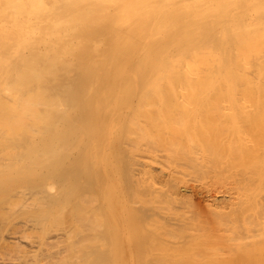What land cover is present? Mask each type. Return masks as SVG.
<instances>
[{"label":"bare ground","instance_id":"1","mask_svg":"<svg viewBox=\"0 0 264 264\" xmlns=\"http://www.w3.org/2000/svg\"><path fill=\"white\" fill-rule=\"evenodd\" d=\"M253 90L264 103V0H0V264H252L258 246L242 239L254 222L243 229L199 205L194 224V215L175 216L172 206L164 217L151 204L141 192V139L159 120L148 106L236 108L251 105ZM191 190L197 207L202 189ZM158 215L169 234L182 231L175 244L226 246L197 257L189 248V262L162 251L160 262Z\"/></svg>","mask_w":264,"mask_h":264},{"label":"rangeland","instance_id":"2","mask_svg":"<svg viewBox=\"0 0 264 264\" xmlns=\"http://www.w3.org/2000/svg\"><path fill=\"white\" fill-rule=\"evenodd\" d=\"M253 92L255 93L256 97L251 102V105H240V106L237 105L236 108L233 105H231V106H228L229 109L227 108V106H223V105L220 107V105H218L217 103L215 104V105H217L216 108H215L214 103L210 105L209 103H206V102L203 103V102H198V101H193V100H191V102H189L190 104H188L189 100H187V102H185L186 104H184V102L176 103V104H174L175 106L174 105L171 106L172 104H170V105L167 104V106L169 105L170 107L169 106L168 107L167 106L163 107V109H165V110H163V109H159L158 110V107H156V105H155V107L157 108V110L153 106H152V108H154V109H152V108H150V106H148L149 108H147V109L151 110L150 112L152 113V115L153 116L157 115V117H155L156 120H158V119L160 120L161 119L162 122L160 121V123H158L159 120L156 121V120H154L155 119L154 118L153 119L154 120L153 123L156 121L155 122L156 124L155 123L153 124V125L156 126L155 128L153 127V125L152 126H148V125H151V124H148V122H147L148 125L146 124L149 127V129L151 128L150 129L151 132L156 130V129L161 130L160 134H159V130H158V131L152 132L153 133V135H152L148 128H147V131H149V132L146 131V128H145V131L143 132V137L144 138L142 137L143 139H141V140L144 142L143 143L144 147L141 146V148L143 147V149H141V163H142V165H141V171H142L141 175L143 174L144 176H141V192L149 193L148 194L149 196L147 195L146 197L153 198L152 201H151V204L153 202L157 201L156 204L153 203V205L159 207V209L162 210L160 212L161 213L163 212L162 214H165V213H167L169 211L168 214H170V212H171V214L177 213V215L175 214V216H178V217H181L183 215L187 216V217H191V216L193 217V215H194V217L196 218L195 219L196 221L191 219V220H189L190 223L196 224L197 223V219L198 218H202L201 215H203V214L200 212V210H202V208L199 209L201 205H203L204 209H206V210L208 209L210 212H212L211 209H213V207H214L215 210H216L215 211L216 213L218 211V213H221L222 215H226L225 218L222 217L221 219H225V220L227 218H230L232 220H234L235 218L237 220L239 219L238 221H239V223H240V221L242 222L240 225L242 226L243 229H246V227H248L249 229L252 230V228L250 227V221L254 222L255 225H254L253 229H255V231L253 230L254 231V233H253V231L249 232L248 230H246L247 233L245 235H248L250 233L249 235L251 237L250 236L247 237V236L244 235L245 237L243 236L242 240H243V242L245 241L247 243V245L245 246L244 245L245 242H244L242 244V246L243 247L245 246L246 248L247 247L250 248V246H251L250 249H252L253 252L257 249V246H258L259 250H256L255 251L256 253L254 252V255L256 254L257 256H251V255L248 256V257H250L249 261L252 262V264H257L258 261L254 262V263H253V261H256V259L257 260L259 259L260 260L259 262H261V258L260 257H262V256H260L259 254L261 253V255H262V253H263V255H264V242H263L264 241V105H263L264 103L261 101V99L259 97V94H258V91L257 90H253ZM196 103H197V105H196ZM191 104H193V105H191ZM238 104H240V103H238ZM176 105L177 106L179 105L178 106L179 109L177 108ZM204 105L206 107H204ZM192 106H194V107H192ZM210 106H212V107H210ZM166 108H167V110H169L170 115L168 114V112H165V111H167ZM169 108H171V109H169ZM190 108H191V110H190ZM193 108H194V110H193ZM205 108L207 110L210 109V108L211 109L215 108L214 110L217 109V112H215L217 114V116H216V114H212V113H210L211 115L208 114L207 112H205V110H206ZM222 108H225V109H222ZM196 109H198V110H196ZM202 109H204V110H202ZM231 109L232 110L235 109L237 111L236 112L230 111ZM244 109H245V111H244ZM173 110H174V112L172 114ZM223 110H225V111H223ZM160 111H161V113H160ZM189 111L190 112L192 111V113L190 114ZM194 111H195V114H194ZM243 111H244V113L242 114ZM196 112H198V113H196ZM203 112H205V113H203ZM229 112L232 114L231 116H230ZM175 114H176V117H175ZM251 114L254 115V116H252ZM182 115H184V117H182ZM246 115H247V117H246ZM214 117H215V119H214ZM249 117L251 119H252V117H254L253 118L254 120L252 121ZM175 121L180 122L179 125ZM204 122H206V123H204ZM162 125H163V127H162ZM175 125H176V127H175ZM181 128H183V129L181 130ZM204 128H206V130ZM173 129H174V131H173ZM202 129H203V131H202ZM219 129H220V131H219ZM170 130L173 131V132H171ZM162 131H167V132H162ZM176 131H177V133H176ZM194 131H196V132H194ZM186 132H187L188 135H190V134L191 135L188 136L186 134ZM214 132H216V133H214ZM149 133H150V136H151L150 137L151 140L149 139ZM155 133L156 134L158 133L159 135L158 134L155 135ZM171 133H172V135H171ZM196 133H198V134H196ZM144 134H145V136H144ZM166 134H168V135H166ZM205 134H207V135H205ZM183 135H185V136H183ZM225 136H227V137H225ZM206 137H207V139H206ZM233 138H234V140H233ZM151 141L152 142L156 141L155 142L156 145L153 143L154 147H153V144H151L152 143ZM220 142H222L223 144L220 143ZM145 144H146L147 147L145 146ZM171 144H173V145H171ZM156 146L159 147V148H158V150L155 151V149H157ZM174 146L176 148H174ZM177 147H178V149H177ZM147 148L152 149V150L148 149V151H149L148 152ZM165 148L167 150H165ZM153 149H154V151H153ZM162 149L167 151L165 154H167V155L169 154V155L165 156V154H161V151H163ZM168 152H170V153H168ZM156 155H159V157L156 156ZM170 155H172L171 158L169 157ZM166 157H167V160H166ZM181 157L182 158L184 157V158L182 159ZM191 157H193L194 160H192L193 158L191 159ZM178 158H180V159H178ZM195 158H197V159H195ZM188 160H191L192 163L190 161H188ZM186 161H188V163ZM195 162L198 163V164H195V166H194L193 164ZM202 167H203V169H202ZM213 167H215V168H213ZM168 172H169V176H167ZM189 175H191V176H189ZM238 176H239V178H238ZM180 177L183 178V179H181ZM241 177H243V179ZM170 178H171V180H170ZM148 181H149V183H147ZM158 184H160L161 187ZM182 184H183V186H182ZM177 185H178V187H177ZM185 185H187V186H185ZM232 186H233V188L230 189V187H232ZM234 187H236V189ZM192 188H198L200 190L202 189V192H203V194L199 195L201 202H199L200 204H198L197 207L193 205L194 201L196 200V195L194 194L196 192H193V190H191ZM148 189H151V190H149V192H148ZM186 189H189L191 191L186 190ZM164 190H165L166 194H168V196H162L165 193V192H163ZM153 191H156V192H154L155 194H153ZM157 191H159V192L157 193ZM151 192H152V194H150ZM186 193L188 194V198L186 196L187 195ZM171 195H173V196H171ZM143 196L144 195H142L141 197H143ZM234 196H235V198H234ZM162 197H164V198L162 199ZM190 198H192V200ZM154 199H155V201H154ZM156 199H159V200H156ZM161 199H162V201H161ZM164 200H166V201H164ZM186 200L187 201L189 200V201L187 202ZM190 200L193 201V204H191L192 202H190ZM168 201H171V202L169 203ZM215 201H217V202H215ZM173 202L175 203V205L173 204ZM196 202H198V201L196 200L195 204H196ZM211 202H212V204H211ZM165 203H166V205H163ZM188 203H190V205L192 207H194V208H192L190 205H189V207H187ZM161 204H162V206H161ZM167 204H168V206H167ZM169 204H171V205H169ZM170 206H171V209L168 208ZM172 206H174L173 213H172ZM210 206L212 208L209 209L208 207H210ZM237 206H238L239 209L237 208ZM189 209H190V211H189ZM236 210H238V211H236ZM175 211H177V212H175ZM178 213H180L179 214L180 216L178 215ZM192 213H194V214H192ZM168 214H165L163 216L165 217ZM171 214L168 215V216H172ZM197 215H199V216L197 217ZM245 215H247V216H245ZM245 217L246 218L248 217L250 219H248V218L246 219ZM113 219H115V218H113ZM156 219L157 220H153V222L155 224H162L163 223V230L164 231H163V233L162 232L161 233H162V237H164V238H162L161 242H160V240H159V238H160L159 235H161L160 232H158L159 233L158 237H156L154 234L150 235V236H154V237L158 238L156 240L154 238V241L155 242L156 241L159 242L158 248H160V249L158 251H154V250H156V246H154V247H153V245H149L148 246L147 245L148 241L145 242L146 245L144 244L145 246L150 247V249H151V246H152V250H150V251L151 252L152 251L156 252V253L152 252L156 256H157L158 252L161 253L163 251V254L161 253L162 255H164L165 252H167L168 256L171 253V257H172V255H173V257L174 256L176 257V255H177V257L179 258V256L181 255V257L182 256L185 257L184 260H186L188 258V260H186V261L189 262V260H190L189 257L190 256L192 257V255H195V254H193L194 250H196V252H195L196 256H193V257H197L198 256L197 255L198 250L199 251H201V250L205 251L203 248L208 247V246H209L208 248L210 249L211 244H212L213 247L216 246V245H220V244H221L220 247L226 246L225 242L217 243V244H215L216 242L214 244H213V242H210L209 244L205 245V247H203L201 245L196 246V245H193L191 243H185L184 246H183L182 243H181L182 245L181 244H179V245L175 244L174 243L175 240L179 239L177 237H179V235L182 233V231H179L180 233L177 232L176 234L175 233L174 234H171V233L169 234L167 232V225H166V222H168V220L166 218L164 220L159 218V215H158V217H156ZM245 220H246V222H243ZM116 221H117V218H116ZM113 222H115V221H113ZM218 222H220V221L218 220ZM225 222L226 221H222L220 223L225 224ZM248 222H249V226H247L248 224H246ZM172 223H174V221ZM168 229H170V226H169ZM175 231H177V230H175ZM151 232H153V231H151ZM154 232H157V230H154ZM167 234H169L170 236L167 235ZM246 237H247V239L250 240V241L248 240L250 243L247 242ZM249 237L253 241H255V243L256 242L257 243L256 244L255 243L252 244L251 243L252 240ZM167 238H168V240H166ZM141 239H143V238L141 237ZM144 239H145V237H144ZM255 239L256 240L259 239L260 241L262 240L263 244L260 242L261 244L259 245V240L256 241ZM145 240H147V238ZM162 240H163V242H162ZM171 240H172V243H170V245L171 244H175V245L170 246L169 243H167V242H171ZM141 242L144 243V240H142ZM238 242H240V241H238ZM160 243H162V244H160ZM3 244H4V242L0 241V247ZM186 244L188 246H186ZM144 245H143V248H144ZM154 245H156V244H154ZM248 245H250V246H248ZM262 245H263V248L261 247ZM168 246H170V247H168ZM175 246H176V248H175ZM178 246L180 248H178ZM189 246H194V247H189ZM240 246H241V243H240ZM197 247L199 249H196ZM213 247H211V250L214 251ZM163 248H165V250H163ZM189 248H191L193 252L190 251L191 249H189ZM253 248H255V249H253ZM143 250L145 251V248L142 249V251ZM148 250L149 249L147 248V254L149 256L152 253L150 251H148ZM169 250H172V251L170 252ZM187 250H188V252L189 251L192 252V254H190V252L187 253ZM252 250H251V254L253 255ZM142 251H141V253H142ZM203 251H202V254L204 253V256H208L209 255V254L208 255L205 254V252H203ZM209 251L207 250V253ZM247 251H248V255H249L250 254L249 249H247ZM144 253H142L143 255L141 254V257L143 258V256H146L145 258L147 259L148 257L146 255V251ZM198 253H201V252H198ZM167 254H166V258H171L170 256L168 257ZM187 254L189 255L188 257H187ZM158 255L161 257V259H159V257L157 256L158 259H156V260H158V261L160 260V262H163L162 258L164 256L162 257V255H160L159 253H158ZM151 256H153V255H151ZM157 257H153V258L150 257L149 261H152L151 259H153V262H154V258H157ZM142 258H141V261L144 260V258H143V260H142ZM163 259H165V258H163ZM262 260L263 261L261 263H264V258ZM144 262H146V260H144ZM259 262H258V264H260ZM141 264H145V263L141 262Z\"/></svg>","mask_w":264,"mask_h":264}]
</instances>
